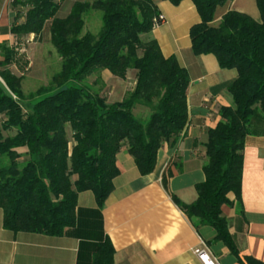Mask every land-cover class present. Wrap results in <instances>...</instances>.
I'll return each instance as SVG.
<instances>
[{"label": "trees", "instance_id": "obj_1", "mask_svg": "<svg viewBox=\"0 0 264 264\" xmlns=\"http://www.w3.org/2000/svg\"><path fill=\"white\" fill-rule=\"evenodd\" d=\"M63 1H11L16 13L11 33L19 38L46 32L60 59L46 86L24 95L23 77L9 69L14 51L0 47V209L3 228L13 233L61 236L75 224L78 194L92 193L102 208L119 174L121 149L146 176L158 150L174 145L187 124L188 75L149 37L160 15L152 0L75 1L59 18ZM162 1L177 6L183 0ZM190 1L200 18L189 30L192 53L213 55L220 68L237 76L227 87L231 105L219 109L220 122L207 132L205 179L195 186V201L172 200L193 225L212 228L214 241L238 257L222 207L240 204L245 139L264 136V0H255L259 22L229 11L217 26L216 9L234 0ZM90 11L102 16L96 35L83 34ZM105 71L121 80L134 72V86L119 102L108 103L87 83ZM112 256L106 241L93 264H112Z\"/></svg>", "mask_w": 264, "mask_h": 264}, {"label": "crops", "instance_id": "obj_2", "mask_svg": "<svg viewBox=\"0 0 264 264\" xmlns=\"http://www.w3.org/2000/svg\"><path fill=\"white\" fill-rule=\"evenodd\" d=\"M152 2L165 23L152 29L149 37L164 58L176 59L189 79L183 135L174 145L158 150L154 170L146 176H140L126 148L121 149L116 156L119 174L102 208H97L92 193L78 194L75 224L59 237L5 230L0 209V264H93L95 253L106 241L113 249L112 264H202L193 252L197 248L207 249L217 264H247V258L264 264V136L245 139L240 204L222 207L238 257L214 241L212 228L193 225L172 200L174 196L183 204L195 201V186L205 179L207 132L220 122L219 109L231 105L227 87L237 73L220 68L211 54L192 53L189 30L200 18L190 0L177 6ZM227 4L220 12L216 9L213 26L229 11L260 21L255 0ZM15 15L11 1L0 0V47L10 50L17 43L10 31ZM9 69L17 72L14 62Z\"/></svg>", "mask_w": 264, "mask_h": 264}, {"label": "rangeland", "instance_id": "obj_3", "mask_svg": "<svg viewBox=\"0 0 264 264\" xmlns=\"http://www.w3.org/2000/svg\"><path fill=\"white\" fill-rule=\"evenodd\" d=\"M75 1L90 2L92 0H64L56 16L59 18L65 17L72 3ZM222 7H218L217 11L220 12ZM101 18L100 11H90L85 14L83 34H98L102 25ZM142 38L145 39V36H142ZM21 50L23 51L20 53L19 51ZM13 51L15 54L13 62L17 69L15 75L23 77L21 88L24 95L33 93L38 88L46 86L50 78L60 69V59L51 45L49 35L46 32L36 37L21 35L17 38ZM132 82H134L133 71L127 73L124 80L115 78L107 73L104 74L103 72L97 77L93 75L87 79V83L91 85L92 90L98 91L108 103H114L123 99L128 90L132 88ZM0 86H2L1 80ZM136 114L144 117L147 112L144 109H137Z\"/></svg>", "mask_w": 264, "mask_h": 264}, {"label": "built area", "instance_id": "obj_4", "mask_svg": "<svg viewBox=\"0 0 264 264\" xmlns=\"http://www.w3.org/2000/svg\"><path fill=\"white\" fill-rule=\"evenodd\" d=\"M163 23H165L164 17L162 15H158V17L153 21L152 27L154 29ZM193 252L202 264H217V261L209 255L207 249L197 248Z\"/></svg>", "mask_w": 264, "mask_h": 264}]
</instances>
